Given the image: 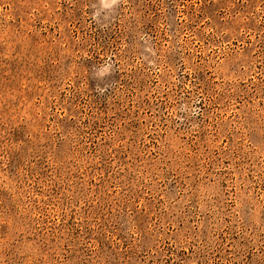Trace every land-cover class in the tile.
Here are the masks:
<instances>
[{
    "label": "rangeland",
    "instance_id": "rangeland-1",
    "mask_svg": "<svg viewBox=\"0 0 264 264\" xmlns=\"http://www.w3.org/2000/svg\"><path fill=\"white\" fill-rule=\"evenodd\" d=\"M0 264H264V0H0Z\"/></svg>",
    "mask_w": 264,
    "mask_h": 264
}]
</instances>
